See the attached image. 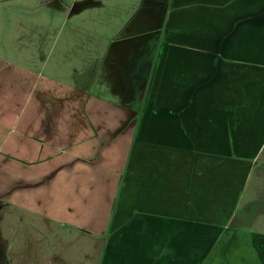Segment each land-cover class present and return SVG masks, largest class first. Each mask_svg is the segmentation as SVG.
<instances>
[{"label":"crops","instance_id":"crops-1","mask_svg":"<svg viewBox=\"0 0 264 264\" xmlns=\"http://www.w3.org/2000/svg\"><path fill=\"white\" fill-rule=\"evenodd\" d=\"M166 9L138 109L135 80L117 100L50 76L70 65L0 69V184L56 240L94 245L77 264H264V0Z\"/></svg>","mask_w":264,"mask_h":264},{"label":"rangeland","instance_id":"rangeland-1","mask_svg":"<svg viewBox=\"0 0 264 264\" xmlns=\"http://www.w3.org/2000/svg\"><path fill=\"white\" fill-rule=\"evenodd\" d=\"M168 2L0 0V69L6 75L20 68H27L32 70L29 71L31 74H36L44 61L45 65H70L78 69V74L59 70L50 74L46 71L42 79L49 74L54 77L61 75L66 83H75L76 80L85 82L89 75H93L94 85L89 93L104 87L107 92L102 94L103 97L113 98L115 84L118 90L114 98L117 100L123 98L121 92L135 80L136 91L128 106L138 109L142 98L139 91L145 85L141 82L145 76L141 63L142 60L146 66L151 63V52L163 34ZM114 50H124V53L134 50L139 59L129 63L123 53L120 56L112 54ZM126 71L130 72V77ZM88 91L87 88L86 93ZM11 180L7 178L0 184V264H77L82 253L94 255V245L86 242L87 245L80 246L77 236L78 243L75 244L56 240L54 233H61L62 229L55 222L50 224L36 214H17L18 209L10 197L19 189ZM31 185L25 184V188L31 191ZM50 185L54 187L45 183L44 189L49 191ZM55 193H59L58 185ZM41 220L44 227L37 230ZM55 226L57 228H53ZM24 237L31 240L24 243ZM74 257L77 259L71 263Z\"/></svg>","mask_w":264,"mask_h":264}]
</instances>
